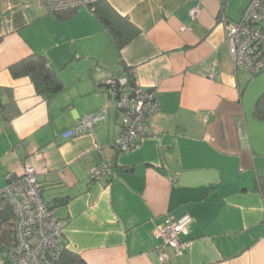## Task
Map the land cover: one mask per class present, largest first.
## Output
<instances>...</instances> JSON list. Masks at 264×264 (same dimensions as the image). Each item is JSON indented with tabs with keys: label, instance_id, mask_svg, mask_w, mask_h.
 I'll list each match as a JSON object with an SVG mask.
<instances>
[{
	"label": "crops",
	"instance_id": "obj_1",
	"mask_svg": "<svg viewBox=\"0 0 264 264\" xmlns=\"http://www.w3.org/2000/svg\"><path fill=\"white\" fill-rule=\"evenodd\" d=\"M250 1L105 0L135 31L118 54L87 7L64 19L40 0H0V88L16 111L10 122L0 116V191L7 175L33 166L48 206L66 200L54 209L61 243L87 264H264L255 185L264 175V120L254 116L258 96L246 93L223 27ZM33 52L62 85L51 97L11 75ZM124 70L160 102L149 135L117 153L111 109L92 134L63 139L83 117L112 107L102 83ZM112 160L111 178L90 181L92 167ZM183 215L193 219L180 236L188 245L179 255L165 248L162 260L155 229Z\"/></svg>",
	"mask_w": 264,
	"mask_h": 264
},
{
	"label": "built area",
	"instance_id": "obj_2",
	"mask_svg": "<svg viewBox=\"0 0 264 264\" xmlns=\"http://www.w3.org/2000/svg\"><path fill=\"white\" fill-rule=\"evenodd\" d=\"M50 12L74 10L86 7L98 0H40ZM198 7L189 11L191 19H197ZM225 40L235 70L250 76L264 70V0H251L237 22L224 21ZM183 30V29H182ZM126 78L116 74L102 86L112 107L105 106L83 117L64 131L63 139L92 134L96 126L104 123L111 109L119 120L118 136L114 141L120 152H129L150 133L149 121L159 112L160 102L154 91L139 87L126 88ZM33 166H25L18 175H7L0 191L15 214L14 238L10 245L0 249V264H57L62 250L63 224L49 209L42 196L41 187ZM113 175L112 162L98 164L89 172L92 182L109 179ZM174 180V179H173ZM193 221L189 215L159 225L155 235L161 241L158 254L167 260L165 248L179 255L188 245L180 240L185 228Z\"/></svg>",
	"mask_w": 264,
	"mask_h": 264
},
{
	"label": "trees",
	"instance_id": "obj_3",
	"mask_svg": "<svg viewBox=\"0 0 264 264\" xmlns=\"http://www.w3.org/2000/svg\"><path fill=\"white\" fill-rule=\"evenodd\" d=\"M86 7L93 12L103 29L107 31L110 43L119 54L123 46H125L135 35V31H131L129 34L128 30L130 26L128 22L115 13L105 0H98ZM74 11L75 9L51 13L59 18L66 19L71 17ZM10 72L14 78L29 77L32 80L37 92L45 94L48 97H51L62 90V85L56 73L49 68L47 60L42 54L33 52L29 57L23 59L20 63L11 66ZM124 72L123 76L127 81L126 88L134 89L137 85L135 84L133 75L126 70H124ZM262 72H264V70L251 77H255ZM3 92H6L9 95V102L7 104L0 103V116L6 122H10L11 118L16 114L15 105L11 92L8 89L0 88V94ZM253 113L255 118L264 120V92L256 98ZM113 148L117 153H120L115 148L114 143ZM111 162L114 167L115 160H112ZM255 183L257 187L261 188L264 199V175L258 176L255 179ZM65 202L66 200L53 201L50 203L49 209L54 211L57 206L65 204ZM14 226L15 214L13 209L11 205L0 196V249L12 243L14 238ZM57 264L87 263L80 257V255L70 251L67 245L62 243V250L60 256L58 257Z\"/></svg>",
	"mask_w": 264,
	"mask_h": 264
},
{
	"label": "rangeland",
	"instance_id": "obj_4",
	"mask_svg": "<svg viewBox=\"0 0 264 264\" xmlns=\"http://www.w3.org/2000/svg\"><path fill=\"white\" fill-rule=\"evenodd\" d=\"M244 74L249 79V81L246 83V87H247L246 93L250 92L251 90H254L257 96H259L262 92H264V72H262L261 74L255 77H251L247 73ZM121 154H124V152H122ZM2 179H3L2 176H0V181H2Z\"/></svg>",
	"mask_w": 264,
	"mask_h": 264
}]
</instances>
